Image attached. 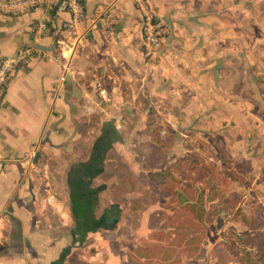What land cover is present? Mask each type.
Instances as JSON below:
<instances>
[{"label": "crops", "instance_id": "1", "mask_svg": "<svg viewBox=\"0 0 264 264\" xmlns=\"http://www.w3.org/2000/svg\"><path fill=\"white\" fill-rule=\"evenodd\" d=\"M146 2L165 30L151 60L134 0H84L74 35L0 15V59L37 50L0 104V264H142L140 214L194 198L206 224L202 182L224 169L262 176L264 210V0Z\"/></svg>", "mask_w": 264, "mask_h": 264}, {"label": "rangeland", "instance_id": "2", "mask_svg": "<svg viewBox=\"0 0 264 264\" xmlns=\"http://www.w3.org/2000/svg\"><path fill=\"white\" fill-rule=\"evenodd\" d=\"M91 137H95V132L91 134ZM241 165H235L236 172L242 169ZM261 166L259 164V169ZM120 169L124 171L126 165ZM243 170L246 171V168L244 167ZM217 183L227 186L226 190L212 191ZM202 184L204 188L213 193L207 197L206 224L197 228L196 234L193 233L194 230L190 226L191 220L187 212L181 210L175 204L176 202H171L162 195L155 197L161 209L156 211L148 226L146 223L141 224L142 216L140 214L138 223L140 237L135 245L145 254L142 264H164V262L165 264L239 263L238 260L242 256L240 253L242 245L235 244L233 251L238 254L231 253L226 239L232 235V229L235 230L233 215L238 208L239 210L243 209L244 214L256 216L259 228H264L262 176L255 178L250 174L248 176L239 174L231 177L229 172L224 169L218 173L217 178L207 179ZM227 196L236 201L232 205L233 208L231 205H224ZM238 197L241 200H238ZM173 203L174 205H172ZM203 205L205 204L203 203ZM133 226L136 227L135 224Z\"/></svg>", "mask_w": 264, "mask_h": 264}, {"label": "built area", "instance_id": "3", "mask_svg": "<svg viewBox=\"0 0 264 264\" xmlns=\"http://www.w3.org/2000/svg\"><path fill=\"white\" fill-rule=\"evenodd\" d=\"M134 6L143 33V54L151 60L157 54L165 35L164 26L146 0H134ZM38 9L44 13L43 18L35 24L36 31L41 35L49 32L48 25L53 22L57 23L59 31L74 35L76 25L84 18V0H0V15L3 16H28ZM63 14H67L69 19H59ZM36 53L33 47H22L13 57L0 59V104L15 70L19 66L29 65Z\"/></svg>", "mask_w": 264, "mask_h": 264}, {"label": "trees", "instance_id": "4", "mask_svg": "<svg viewBox=\"0 0 264 264\" xmlns=\"http://www.w3.org/2000/svg\"><path fill=\"white\" fill-rule=\"evenodd\" d=\"M156 177H160V174H156ZM161 178L165 179V176L162 175ZM164 179H162V181ZM170 183L172 186H174L177 183V180L172 177L170 179ZM200 203V201H197L195 203L193 198L192 200L188 199L185 205L186 212L191 220L190 226L194 228L195 234L197 228L202 226L205 221V209ZM236 216L240 217V221H242L246 225L248 230L253 232V234L232 233L231 236H228L226 239V244H228L230 252L238 254V252L233 251V246L235 244H240L242 245V248L240 249V253L242 254V256L238 260L239 264H264V233L259 230V228L253 223L251 219H249L246 215L242 214L240 211L236 212ZM253 251L256 252L254 253Z\"/></svg>", "mask_w": 264, "mask_h": 264}]
</instances>
